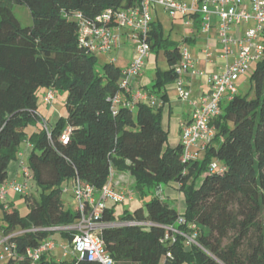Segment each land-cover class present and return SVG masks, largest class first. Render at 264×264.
Wrapping results in <instances>:
<instances>
[{"label":"trees","instance_id":"obj_1","mask_svg":"<svg viewBox=\"0 0 264 264\" xmlns=\"http://www.w3.org/2000/svg\"><path fill=\"white\" fill-rule=\"evenodd\" d=\"M137 5L139 0H0V185L27 142L31 151L25 165L41 189L38 200L29 202V195H23L29 208L24 217L12 203L0 204V238L14 234L4 244L13 255L1 264H99L45 255L32 261L26 252L55 233L71 244L73 233L53 230L79 218L77 210L64 209L62 185L80 179L100 190L112 171L129 174L140 199L160 185H176L185 208L179 213L155 194L120 218L114 214L116 203L106 206L98 219L102 223L150 224L99 232L117 264H264V58L251 72L249 93L222 104L204 158L183 162L181 145H168L161 109L149 102H139L133 110L114 106L109 99L119 92L122 70L109 62L97 71L96 56L78 45L77 14L94 20L107 9ZM14 6L29 10L31 26H21ZM161 35V26L152 22L150 53L164 46L168 69L157 71L150 95L175 81L173 67L180 60V49ZM40 88L67 92V116L49 133L37 127L42 121ZM29 127L36 129L28 134ZM214 159L220 168L209 173ZM179 217L185 225H176ZM191 225L198 246H185L179 236L161 242L165 227L189 234Z\"/></svg>","mask_w":264,"mask_h":264},{"label":"built area","instance_id":"obj_2","mask_svg":"<svg viewBox=\"0 0 264 264\" xmlns=\"http://www.w3.org/2000/svg\"><path fill=\"white\" fill-rule=\"evenodd\" d=\"M159 5L173 19L179 17L185 26L193 28L200 17V31L208 33L211 27V17L218 19L217 36L221 44L220 57L224 61L222 69L211 75L199 71L195 67V60L187 49L180 51V60L173 67L176 79L175 87L181 100L189 102L192 107L189 122L181 125L180 145L183 149V162L198 160L199 152H205L212 143L215 129L212 121L221 114V106L237 94L235 83L240 76L247 73L254 64L264 58V0H189V3L178 0H139V5L128 9H107L94 20L76 15L78 23V45L91 55L108 54L120 48L122 38L126 37L134 45V57L128 67L121 71L119 92L110 100L114 106L122 105L133 110L139 102H149L155 108L157 99L148 92L136 91L134 81L141 74L145 61L150 56L148 41L152 18L151 6ZM253 22L254 26L246 31L243 26ZM239 30L236 34L231 28ZM206 59L212 57L209 49H204ZM113 62V61H111ZM197 76L206 79L209 91L200 96L199 101L190 100V91L185 88L184 78ZM55 99L52 90L47 89L43 96V103L51 107ZM40 126L49 133V127L42 119ZM68 131L65 130L61 140L65 141ZM22 168L23 183L5 182L0 185V204L6 202L9 190L27 196L29 182L32 180L28 168ZM220 167L217 163L210 164L208 171L213 173ZM72 194L78 204L79 218L72 225L57 227L53 230L73 233L71 241V257L99 264H117L105 251L99 232L107 227L149 226V223L116 221L102 223L98 219L106 207L108 200L114 203L132 202L136 193L132 188L114 192L111 188L112 173L106 185L97 190L80 179L72 181ZM63 191H67L63 189ZM163 197V187L158 186L154 193ZM176 225H185V220L179 217ZM194 226L189 227L190 233L183 232L173 226L165 227L166 233L161 242L181 237L185 246H198ZM14 235V234H13ZM11 235V236H13ZM0 238V245H4L11 237ZM5 246V245H4ZM55 245L48 241L36 249H28L26 255L32 261H38L43 255L52 251ZM6 248V258L13 255L12 248ZM65 249V248H64ZM170 254H168V257ZM67 258V253H64ZM1 259H5L4 257Z\"/></svg>","mask_w":264,"mask_h":264},{"label":"crops","instance_id":"obj_3","mask_svg":"<svg viewBox=\"0 0 264 264\" xmlns=\"http://www.w3.org/2000/svg\"><path fill=\"white\" fill-rule=\"evenodd\" d=\"M178 1L189 3L187 0H178ZM197 20L198 21L196 26L190 28V31L187 32L185 36H183L182 42L184 43V45H188L189 52L195 60V64H196L195 67L197 70L205 71L207 75L215 74L219 72L224 65V61L220 57L222 48L217 36L218 19L215 16L211 17V27L208 33H203L200 31L201 18L199 17ZM152 22L156 24L154 18H152ZM238 31L239 30H236L234 28L231 29L232 34H236ZM130 42L131 41L128 40V38L124 37L122 39L120 48L114 51L115 56H111L109 62L113 61L112 63L116 66L119 61L123 60L122 67L124 69L127 68L135 55L133 45L131 46L129 44ZM204 49H209V51L212 53L211 58L208 59L205 58L203 54ZM116 67L122 70L119 66ZM158 70L160 69L158 68L157 65V57H154L152 54H150L149 58L145 61V65L141 74L134 81L135 90L136 91L140 90L149 93V91L152 90V85L157 77ZM184 84H185V88L190 91V100L199 101L200 96L209 91V87L206 84L205 78H200L197 76H186L184 78ZM46 90L47 89H44L43 96ZM154 96L157 99V104L155 105V108L161 109L162 127L168 133V145L171 147L176 146L180 144V140H181V125L189 122L191 118L192 107L190 106L189 102L183 101L179 98L178 91L175 87L174 82L161 88L159 90V93L155 94ZM226 102L227 101L224 100L223 104ZM40 117L43 119L41 115ZM43 120L45 121V119ZM37 127H40V125L37 124ZM35 129H36L35 127H29L27 128L26 132L29 134ZM22 145L23 147L22 148L20 147L19 150L18 161L11 163L9 165V168L11 167V171H10L11 174L9 172L6 182L17 183L16 179L18 178L24 180L23 175H21L22 168L20 167L25 166L24 164L25 157L30 154L31 146L27 142H24ZM112 173L114 174V177L112 175L111 188L114 192H118L123 189H128L133 186L134 180L129 174L118 171H113ZM162 187H163L162 198L164 199V201L166 203L176 201L178 206L177 208L176 207L175 208L178 210L179 213H183L185 209L184 197L183 194L177 189V186L167 185ZM113 203H114L113 201L108 200L106 202V206H111ZM51 252L52 251L46 253L45 257L47 258L48 256H50L52 254ZM3 255L4 254L0 253V261L4 260L1 259L4 257Z\"/></svg>","mask_w":264,"mask_h":264},{"label":"rangeland","instance_id":"obj_4","mask_svg":"<svg viewBox=\"0 0 264 264\" xmlns=\"http://www.w3.org/2000/svg\"><path fill=\"white\" fill-rule=\"evenodd\" d=\"M189 2V0H187ZM13 14L19 21L22 27H29L32 25V18L30 15L29 10L26 7L23 6H14L13 7ZM150 14L152 18H154L155 22L157 25L161 26V36L164 39L165 43L167 44H173L176 47L180 48L181 50L188 49V45H184L182 42L183 36L186 35L187 32L190 31V28L185 26L183 23V20H181L179 17H176L173 19L168 13H166L163 8H161L159 5H156L154 7L151 6L150 9ZM254 24L251 21L248 25L243 26V30L246 31L248 28L253 27ZM234 28V27H232ZM231 28V29H232ZM231 32V30H230ZM123 39V38H122ZM122 42V40H121ZM131 46L133 43H129ZM172 47V46H171ZM134 49V45H133ZM150 54H152L154 57H157V65L160 70H165L168 68V64L165 60V55H164V46L162 47H157L155 50H153ZM115 56V52L112 51L111 53L108 54H97V64H96V70L101 71L102 66L106 63H109L110 57ZM123 60L119 61L116 66H119L122 70L124 68L122 67ZM256 64H254L251 69L245 73L244 75L240 76L238 81L235 83L236 89H237V94L239 95H246L249 93L250 88H251V83H250V75L251 72L253 71L254 67ZM126 69V68H125ZM43 93L44 89H38L37 91V97H38V114L45 119L47 122L48 126H54L57 120L61 117L65 118L67 116V110L65 107V102L67 98V92L65 91H57L55 92V99L51 107L46 106L43 104L42 98H43ZM23 145L21 146V148ZM205 152H199L198 154V160H202L204 158ZM29 156V155H28ZM28 156L25 157V162L27 161ZM24 162V164H25ZM212 164L217 163L219 166L221 163L217 162L215 159L212 160ZM21 168V167H20ZM11 171V167L8 169V174ZM22 171V169H21ZM113 172V171H112ZM111 172V173H112ZM11 174V172H10ZM22 175V173H21ZM113 177L114 174L112 173ZM22 177V176H21ZM17 183L16 184H22L23 179L18 178L16 179ZM14 183V182H11ZM63 189H66L67 191H63L61 195V201L63 203V207L65 210L70 211L71 213H74L77 208L78 204L73 198L72 194V188H73V183L72 181L65 182L62 185ZM41 194V189H39L34 180H31L29 182V202H32L35 199H39ZM152 197H154V192L151 194H148L146 197L143 199H140L137 195L136 198L133 202H125L123 204L121 203H116L114 205V214L116 218H120L122 216V213L124 210H127L129 212H132L134 209L138 207H143L145 202H148ZM6 201L12 203L14 207L18 210L19 214L21 217H24L29 208L27 205V202L23 195L15 193L11 190L7 192L6 195ZM114 204V203H113ZM170 206H174L177 208V202H168ZM1 213V212H0ZM19 229L15 233H19ZM48 241H51L54 243L55 247L52 250V254L47 257L48 260H71V244L69 243L67 238H62L58 233L53 234L50 238H48ZM65 248V249H64ZM67 253V258L64 257V253ZM0 253L4 254L5 260L0 262L5 263L7 261L6 259V248L4 245H0ZM242 253L244 251L242 250Z\"/></svg>","mask_w":264,"mask_h":264},{"label":"water","instance_id":"obj_5","mask_svg":"<svg viewBox=\"0 0 264 264\" xmlns=\"http://www.w3.org/2000/svg\"><path fill=\"white\" fill-rule=\"evenodd\" d=\"M83 261H86V259H84Z\"/></svg>","mask_w":264,"mask_h":264}]
</instances>
